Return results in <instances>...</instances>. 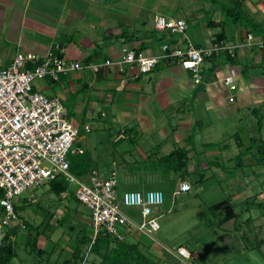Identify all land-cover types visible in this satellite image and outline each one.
I'll list each match as a JSON object with an SVG mask.
<instances>
[{
  "label": "crops",
  "instance_id": "obj_1",
  "mask_svg": "<svg viewBox=\"0 0 264 264\" xmlns=\"http://www.w3.org/2000/svg\"><path fill=\"white\" fill-rule=\"evenodd\" d=\"M168 5L166 0H0L2 61H12L18 51L45 55L60 45L68 63L115 62L98 72L84 66L59 75L57 80L39 79L34 89L50 97H59L79 133H83L77 144L84 153L70 156L72 167L76 166L77 170L73 174L90 182L93 170L106 178L111 171H116L117 176L118 171L122 174V168H125L127 174L119 175L118 188L122 184L129 187L128 190L164 191L165 208L161 207L163 205L155 208L157 217L165 209L172 210L170 206L178 199H190L181 196L192 190L193 184L188 177L201 166H209L202 158L201 161L198 159L208 150L210 153L228 150L230 142H234L240 150L237 156H241L236 162L237 167L243 166L246 157L247 162H254V159L250 160L255 155L251 153L253 148L246 152L242 149L244 143L240 131L248 129L251 142L254 116L262 119L260 134H263L264 125L261 112L264 111V49L257 43L264 39V0L243 1L246 19L256 23V28L243 22L223 24V12L213 5L209 9L212 14L208 12L205 20H202V8H192L191 18L201 19L192 32H189V19L183 14L177 16V12L174 14L167 8ZM158 16L184 18L188 24L186 33L172 34L158 29L155 25ZM222 29L223 40L230 43L247 42L249 33H253L254 39L233 53L221 51L205 59L200 67L199 84L203 83V89L195 95L198 84L194 83L193 72L184 69L175 59L161 58L146 74H139L137 67L116 63L123 45L143 50L148 56H160L165 42L172 46L183 45L187 37L197 46L205 47L216 42V35ZM232 69L236 72V90L229 89L223 81ZM230 96H234L233 101ZM86 124L90 125V131L85 129ZM103 143L106 144L105 153L100 148ZM177 149L185 154L183 167L180 166V155L169 158ZM100 157L110 159L104 164L112 161V165L101 170ZM86 164L88 168L81 167ZM204 179L203 175L200 181ZM183 181L190 183L191 190L177 192ZM167 194L171 197L170 204L166 203ZM16 205L20 206L18 200ZM66 210L71 209L66 207L64 212ZM129 218L135 223L141 221ZM219 226L223 230L236 231L234 219L221 222ZM17 234H21V229ZM90 234L94 237L93 231ZM149 237L135 230L127 234L126 240L139 243L159 264H169L166 252L180 264L204 259L201 252L188 248L185 241L178 246L191 252L190 260L177 252L178 246L169 248ZM226 240L238 243L240 239L232 234ZM43 245L41 253L46 250ZM236 249L233 247L230 252L235 250L237 253ZM83 251L80 258L74 256L73 261L67 259L64 264L89 262L87 254L90 252L86 250L83 255Z\"/></svg>",
  "mask_w": 264,
  "mask_h": 264
},
{
  "label": "built area",
  "instance_id": "obj_2",
  "mask_svg": "<svg viewBox=\"0 0 264 264\" xmlns=\"http://www.w3.org/2000/svg\"><path fill=\"white\" fill-rule=\"evenodd\" d=\"M155 25L169 33L185 34L188 24L184 18L158 16ZM254 39L247 35V42L240 44L227 41L215 42L209 46H197L191 39L183 45L162 44L160 56H148L143 50L123 45L117 64L126 63L137 67L139 74L152 71L161 58L175 59L184 69L193 72L194 83L201 82V64L221 51L233 53ZM264 49V39L257 41ZM115 62L68 63L64 48L56 45L45 55L30 51H18L12 61L0 59V226L25 227L24 220L16 211V200L20 194L34 187H41L56 179L74 184V195L91 210L94 238L102 231L119 240L126 239V233L140 231L153 233L160 228L156 207L165 203V194L160 189L119 191L118 176L112 171L106 178L96 170L90 182L83 181L70 171V156L83 153L77 144L79 129L69 117V112L59 97H50L34 89L36 80L50 77L54 80L68 71L85 67L95 72ZM236 72L232 69L224 76L225 85L237 89ZM138 74L135 75L137 77ZM234 100V96H230ZM85 129L90 131L89 124ZM187 181L180 184L177 192H188ZM69 191L63 192L67 197ZM123 206L140 209L141 221L135 223L124 212ZM177 252L185 259H191V252L178 246Z\"/></svg>",
  "mask_w": 264,
  "mask_h": 264
},
{
  "label": "rangeland",
  "instance_id": "obj_3",
  "mask_svg": "<svg viewBox=\"0 0 264 264\" xmlns=\"http://www.w3.org/2000/svg\"><path fill=\"white\" fill-rule=\"evenodd\" d=\"M166 1L169 3L167 8L170 11L177 12V16L183 14L189 19V32L195 30L196 22L201 20L191 18L192 8L194 10L202 8L204 14L202 20H205L208 12L212 14L209 9L213 5L221 13L223 12L222 3L230 8L235 7L230 0ZM241 9L245 20L247 16L243 10V4ZM222 18L224 19V12ZM256 26L255 23V28ZM257 28L261 31L260 27ZM261 112L264 115V111ZM258 118V115L254 116L252 128V136L258 138L256 142H250L248 129L240 131L244 143L243 151L246 152V148L253 146L251 153L255 155L250 157V160L254 159V162H247L248 157H246L243 166L237 167L236 162L240 158L237 155L240 150L236 148L234 142H230L231 146L228 150L211 151L212 153L208 150L204 157L200 155L199 161L202 158V162L209 166L207 168L201 166L198 171L188 177L190 183L193 184L192 190L190 194L181 197H190L189 200L180 198L170 206L172 210L165 209L160 212L161 216L158 217L160 229L148 234L152 241L162 243L169 248L177 247L185 241L188 248L198 250L204 257L203 261L201 258L192 259L190 264H264V158L262 161L258 153V147L261 146L259 138L264 140V125L263 134H260ZM93 127L96 129L94 123ZM82 136L81 131L78 139L80 140ZM105 145V143L100 145L103 153H105ZM105 160L110 159L98 158L101 170L104 166L112 165V161L107 165L104 164ZM153 160L155 159H150V161ZM122 172L120 174L118 171V177L127 174L125 168H122ZM203 175L205 179L201 182ZM232 182L235 183L234 186L231 185ZM74 189L75 185L72 184L71 191L73 192ZM128 189L130 188L122 184L119 186L120 192ZM238 192L239 197L236 196ZM167 197L166 203L170 204L171 197L168 194ZM17 200L20 204L19 214L28 223V228L21 229V234L14 237L17 255L8 264H64L67 259L74 258V256L77 258L74 254L79 252L78 249L84 250L83 255L86 253L88 246L76 248L74 240L81 238L84 233L90 234L93 231L90 222L91 210L79 202L73 194L64 198L53 192L46 184L26 190L18 196ZM223 200L228 201L226 205H232L239 216L236 223L237 229L234 232L223 230L219 226L222 216L226 215L225 206L215 210L210 207ZM66 207L71 210L64 212ZM161 207L165 208L164 205ZM123 211L129 217L141 220L139 208L123 206ZM232 234H236L240 239L238 243L236 241L227 242V237H231ZM42 245L46 250L41 253ZM233 247L238 248L237 253L235 250L230 252ZM166 256L170 260L169 264H180L167 252ZM87 258L89 262H101V256L92 251L87 254ZM165 264L168 263L165 262Z\"/></svg>",
  "mask_w": 264,
  "mask_h": 264
},
{
  "label": "trees",
  "instance_id": "obj_4",
  "mask_svg": "<svg viewBox=\"0 0 264 264\" xmlns=\"http://www.w3.org/2000/svg\"><path fill=\"white\" fill-rule=\"evenodd\" d=\"M232 3L235 4L234 8H230L226 6L224 3H222V10L224 12V19H222V23L225 24L227 22H243L245 25L254 27L255 24L247 19L244 20L242 14H241V7L244 0H230ZM224 38V31L221 30L220 33L216 35V42L225 41ZM228 52V51H227ZM213 57V56H212ZM258 124H259V131L262 128V119L258 118ZM258 138L253 137L251 142H256ZM261 142V146L258 147V153L261 157V160L263 161L264 158V140L259 138ZM253 146H249L246 148L247 150H251ZM84 153V152H83ZM80 153V154H83ZM77 155V154H76ZM176 155L181 156V167L185 165L186 158L185 154L180 150L177 149L173 153H171L169 158H174ZM241 158V156H240ZM81 167H89V165H82ZM86 168V169H87ZM70 171L72 173H76V166L75 168L72 167V163L70 166ZM50 187V189L55 192L57 195L62 196L63 192L69 191L67 197L68 198L71 194L74 195V191H71V185L66 181L62 179H56L53 181H50L47 183ZM1 195V193H0ZM76 198V196L74 195ZM77 199V198H76ZM78 200V199H77ZM79 201V200H78ZM80 202V201H79ZM228 201H220L211 206V208L219 209V208H225L226 215L222 216V219L220 221L224 222L226 220L234 219L235 222V228L237 229L236 223L237 219L239 218L238 214L235 212L232 205H226ZM16 211L19 213L20 206L15 205ZM1 212V207H0ZM20 215V214H19ZM20 217H22L20 215ZM23 218V217H22ZM25 227H21L20 225H15L10 228H7L6 226H0V264H8L9 261L14 258L17 255V249H16V243L13 238V235H17L18 229H27L28 223L23 218ZM90 222H91V215H90ZM219 223V224H220ZM51 225V223H48ZM92 224V222H91ZM93 230V226H92ZM3 233V235H1ZM126 236L128 232H125ZM74 247L80 248V246H88L87 250L88 252L92 251L94 254H98L101 256V262L98 264H159L155 259H153L151 256H149L144 250L140 247L139 243H131L126 239L119 240L116 237L106 234L104 232H100L95 238L93 235L84 233L82 234V237H78L74 240ZM78 253L75 252L74 255L77 257L80 255L82 250L78 249ZM189 260V259H187ZM69 261H73L72 258ZM81 264V263H79ZM82 264H95L93 262H83Z\"/></svg>",
  "mask_w": 264,
  "mask_h": 264
},
{
  "label": "water",
  "instance_id": "obj_5",
  "mask_svg": "<svg viewBox=\"0 0 264 264\" xmlns=\"http://www.w3.org/2000/svg\"><path fill=\"white\" fill-rule=\"evenodd\" d=\"M203 89V83L202 84H198L196 87H195V89H194V95L198 92V91H200V90H202Z\"/></svg>",
  "mask_w": 264,
  "mask_h": 264
}]
</instances>
